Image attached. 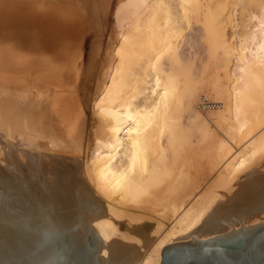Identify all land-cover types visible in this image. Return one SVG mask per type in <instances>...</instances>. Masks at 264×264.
<instances>
[{"label":"bare ground","instance_id":"1","mask_svg":"<svg viewBox=\"0 0 264 264\" xmlns=\"http://www.w3.org/2000/svg\"><path fill=\"white\" fill-rule=\"evenodd\" d=\"M77 158L106 246L161 264L264 158V0H0V170Z\"/></svg>","mask_w":264,"mask_h":264},{"label":"water","instance_id":"2","mask_svg":"<svg viewBox=\"0 0 264 264\" xmlns=\"http://www.w3.org/2000/svg\"><path fill=\"white\" fill-rule=\"evenodd\" d=\"M188 233L171 238L161 264H264V158L237 177ZM106 204L77 158L42 153L0 170V264H139L158 224L128 246H106L91 223Z\"/></svg>","mask_w":264,"mask_h":264}]
</instances>
